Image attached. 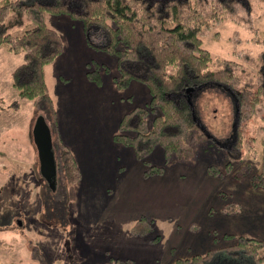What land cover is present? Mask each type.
<instances>
[{
    "label": "rangeland",
    "instance_id": "1",
    "mask_svg": "<svg viewBox=\"0 0 264 264\" xmlns=\"http://www.w3.org/2000/svg\"><path fill=\"white\" fill-rule=\"evenodd\" d=\"M41 2L50 5L54 0ZM81 2L68 4L81 13ZM224 3L228 4L225 15L216 11L218 16L204 23L209 22L203 28L204 47L233 62L230 68L237 83L233 89L215 82L195 85L189 104L196 127L185 139V151L172 155L167 165L157 148L148 159L166 168L150 177L144 175L146 165L135 158L132 148L113 140L121 117L150 99L148 88L136 78L126 89H118L112 80V74L119 73L117 61L102 50L107 42L101 35L94 37L93 31H83L80 22L66 16L47 17L64 41V57L46 67L56 121L49 114L46 117L42 104L20 98L12 73L22 64L23 54L0 45V264H116L110 258L171 264L187 251L186 244L193 245V251H207L230 243L223 239L225 233L264 240V90L257 91L260 80L264 85V0ZM95 32L101 34L100 29ZM81 33L99 47L88 45ZM79 36L82 42L74 43ZM94 61L111 68V73H103L102 86L85 76L86 63L93 69ZM149 65L150 60L133 72L143 78ZM243 85L252 92L240 110L234 92ZM58 112L71 120L68 135L59 127ZM39 116L46 117L53 131L58 161L59 137L69 145L82 173L78 183L63 182L60 163L61 184L56 189L43 179L32 134ZM233 136L238 137L234 146ZM229 162L224 175L210 172L209 166L224 168ZM201 174L213 178L217 195L209 201L207 215L197 216V226L190 224L186 230L182 224L184 229L176 232L172 211L184 212V188ZM232 202H238L239 208ZM168 214L173 216L167 218ZM142 215L152 218L157 227L149 235L133 236L130 228ZM234 218H238L235 223ZM21 221H25L22 227ZM155 235L160 236L157 241Z\"/></svg>",
    "mask_w": 264,
    "mask_h": 264
},
{
    "label": "trees",
    "instance_id": "2",
    "mask_svg": "<svg viewBox=\"0 0 264 264\" xmlns=\"http://www.w3.org/2000/svg\"><path fill=\"white\" fill-rule=\"evenodd\" d=\"M68 1L54 0L49 5L41 0H0V45L23 54L22 64L12 73L14 89L20 98L42 104L46 117L49 114L56 121L57 110L46 80V67L62 55L64 41L61 33L48 25L47 17H69L80 22L83 31L88 33L94 28L100 29L106 34L107 42L102 50L117 61L119 73L112 74L114 84L118 89H126L137 78L146 85L150 95L146 104L135 106L121 117L113 140L132 148L135 158L146 165V177L162 174L166 166L153 164L148 157L161 148L167 165L170 164L172 155L185 151V139L196 127L188 99L176 100L173 96L183 93L184 89L195 88L196 84L215 82L233 89L232 85L237 83L238 76L230 68L233 62L213 55L204 47L203 28L209 22L204 23L218 16L216 11L225 15L228 4L219 0H171L161 7L159 3L151 5L145 0H82L79 13L71 10ZM19 30L22 33L14 35V31ZM87 43L99 47L89 38ZM148 60L147 75L143 78L135 75L133 71ZM86 65V78L102 86L103 73H111V68L97 61L93 62V69L88 62ZM261 82L257 85L259 92L264 90ZM235 88L240 94L241 110L252 89L247 85ZM58 142L61 156L57 167L63 166L61 179L68 184L78 183L82 173L75 156L63 139ZM230 167L231 162L224 168L209 166L214 175H224ZM59 178L58 185L61 184ZM231 204L239 208L238 202ZM232 211L225 212L230 215ZM154 230L153 219L142 215L134 222L130 233L142 237ZM159 237L155 235L153 239L157 241ZM223 239L231 242L203 253L179 256L171 264H204L221 251L242 252L253 264H264L263 239L232 233H225ZM110 260L116 264H134L132 259Z\"/></svg>",
    "mask_w": 264,
    "mask_h": 264
},
{
    "label": "crops",
    "instance_id": "3",
    "mask_svg": "<svg viewBox=\"0 0 264 264\" xmlns=\"http://www.w3.org/2000/svg\"><path fill=\"white\" fill-rule=\"evenodd\" d=\"M71 27H73V25ZM96 29L97 28H94L93 30H91V31H93L91 35H95L94 37H97V38H99V36L101 35L100 37L105 39L106 36L103 35V33H101V34L96 33L95 32ZM77 30H79V29H77ZM84 33H81L79 35H82V34L84 35ZM87 38H89L88 34H87V37L85 39L86 43H87ZM73 41H74V43H77V42L81 43L82 42L80 36L78 38H75ZM60 57H64V56L61 55ZM58 121H59V127H60L61 131L65 132V134L68 135L73 129L71 120L69 121L68 118H65L64 115L59 114V112H58ZM210 179H213V178L212 177L210 178V176H208L206 174H201V175H197V176L192 177L188 181V184L184 188V191H183L184 197L182 200V204H183L182 210H184V212L180 213L179 209H175L172 211V214L174 215V217L177 220V222L174 226V231L177 232L179 229L180 230L184 229L182 224H184L186 227V230H188V226L190 224L192 225L194 223H197L196 218L198 215H200V216H206L207 215L206 214V208L209 207L208 206V204H210L209 201L210 200L213 201L214 195H217L215 190H214L213 183L210 181ZM173 215L168 214V215H166V217L170 218ZM237 219L234 218V220H233L234 223L237 221ZM24 223H25V221L24 222L21 221L19 223V226L22 227L24 225ZM4 226L12 227L9 224L4 225ZM155 227H157V226H155ZM126 236H130V235L127 234ZM138 240L141 242V241H143V238H138ZM140 242H138V243H140ZM184 247H185L184 249H186L187 251L180 256L203 253V251L205 252V249L204 250L203 249H197L196 251L195 250L193 251L192 249L194 248V246L191 244H186V245H184ZM204 264H253V260L250 257L246 256L242 252L234 253V252L221 251V252H218L217 254H215L214 257L210 261H208Z\"/></svg>",
    "mask_w": 264,
    "mask_h": 264
},
{
    "label": "water",
    "instance_id": "4",
    "mask_svg": "<svg viewBox=\"0 0 264 264\" xmlns=\"http://www.w3.org/2000/svg\"><path fill=\"white\" fill-rule=\"evenodd\" d=\"M33 140L40 161V173L50 189L57 187L58 167L52 133L43 116H39L33 127Z\"/></svg>",
    "mask_w": 264,
    "mask_h": 264
},
{
    "label": "flooded vegetation",
    "instance_id": "5",
    "mask_svg": "<svg viewBox=\"0 0 264 264\" xmlns=\"http://www.w3.org/2000/svg\"><path fill=\"white\" fill-rule=\"evenodd\" d=\"M145 1H148L151 5H153V4H155V3H159L160 4V6L161 7H163V6H165V4L167 3V2H169V1H171V0H145ZM178 1H184V0H178ZM220 2H224V1H226V0H219ZM232 1V0H231ZM184 92L182 93H179V94H181V97H183V98H186V99H188V101L191 103V96L193 95V93L195 92V88H187V90L186 89H184L183 90ZM235 93V95H236V98H237V100L239 101V97H238V95L236 94L237 92H234ZM192 94V95H191ZM236 138V139H235ZM237 136L235 137V136H233L232 138H231V145L232 146H234V144L232 143V141L234 140V141H236L237 140ZM233 141V142H234ZM231 146V147H232ZM57 185H58V179H57Z\"/></svg>",
    "mask_w": 264,
    "mask_h": 264
}]
</instances>
